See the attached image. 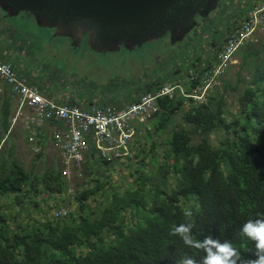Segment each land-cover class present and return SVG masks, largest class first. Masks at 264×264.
Instances as JSON below:
<instances>
[{
    "label": "trees",
    "instance_id": "obj_1",
    "mask_svg": "<svg viewBox=\"0 0 264 264\" xmlns=\"http://www.w3.org/2000/svg\"><path fill=\"white\" fill-rule=\"evenodd\" d=\"M263 44L259 50L251 42L241 49L245 60L254 61L256 72L237 98L234 120L226 118L229 111L219 92L202 103L179 93L160 98L149 124L136 126L132 147L143 156L133 173L135 181L118 186L107 174L112 161L91 153L77 168L83 179L78 175L76 187L71 185L77 204L66 216L50 218L40 210L45 222L18 219L23 210L29 214L30 204L23 199L32 201L41 192L40 184L46 189L44 205L51 196L65 204L72 193L60 170L27 173L1 148L0 264H176L186 256L202 262L207 254L203 249L169 235L173 224L184 223L185 210L193 214L196 240L230 241L243 258L256 259L255 243L241 235V228L264 218ZM163 83L146 85L144 94L158 92ZM223 86L232 88L226 81ZM4 129L7 134L8 126ZM213 134L220 137L218 144L212 142ZM159 147L164 148L161 162ZM150 166L154 171H147ZM3 200L19 211L5 212Z\"/></svg>",
    "mask_w": 264,
    "mask_h": 264
},
{
    "label": "rangeland",
    "instance_id": "obj_2",
    "mask_svg": "<svg viewBox=\"0 0 264 264\" xmlns=\"http://www.w3.org/2000/svg\"><path fill=\"white\" fill-rule=\"evenodd\" d=\"M256 2L264 3V0H222L215 13L200 22L198 28L179 44H172L171 37L161 38L157 42L140 45L135 50H108L111 52L107 54L88 47L68 48L70 40L54 38L51 30L39 26L31 15L21 13L17 16H7L0 9V60L15 65L20 73L23 70L30 71L31 73L28 72L26 76L29 82L37 83L36 85L40 86L46 96L61 105L77 103L87 108L86 110H91L95 106L126 108L140 100L146 85L154 84L159 80L167 85H175L178 80L186 79L188 70L198 69L208 62L212 65L229 34L235 14L242 8L249 7L250 3ZM250 42L259 50L264 43V28L256 32ZM253 63L251 58L245 60L240 49L235 54L230 70L212 90L213 93L219 92V95L224 96V110L229 111L226 118L231 121L239 112L240 105L237 98L240 97L244 87L251 84L256 72ZM223 81L228 82L235 89H226ZM142 123L148 125V118ZM17 134L18 138L8 139L5 142L3 151L5 153L10 151L27 173H36L40 176L52 170L63 172L64 161L55 156L52 149L40 148L37 151L39 153L34 152V154L31 152L33 150L28 151V147H23L24 137L20 133ZM219 138L217 134H213L211 140L214 144H218ZM134 140L119 158L108 162L114 166L107 171V174L113 182L118 183V186L135 181L136 176L133 173L136 172L143 154L132 147ZM143 144L144 140L137 143V146ZM157 151L158 160L161 162L164 148L159 147ZM147 152H150V148ZM77 168L80 167L71 166L68 175H63L69 182L68 192L72 193L65 204L51 196V200L44 205L43 197L47 195H41L46 189L40 184L37 188H40L41 192L31 196L32 201L30 197L23 199L24 204H30L29 214L27 215L23 210L18 219L24 223L30 218L33 221L45 222L46 218L44 214H40V210L43 213L49 212L48 217L54 218L56 207L57 210L65 208L73 212L77 204L75 180L78 175L83 179ZM103 170L106 171L107 168L104 167ZM147 171H154V167L150 166ZM2 202L5 212L12 211L15 215L20 209L11 205L10 201ZM91 203L93 201L89 202Z\"/></svg>",
    "mask_w": 264,
    "mask_h": 264
},
{
    "label": "built area",
    "instance_id": "obj_3",
    "mask_svg": "<svg viewBox=\"0 0 264 264\" xmlns=\"http://www.w3.org/2000/svg\"><path fill=\"white\" fill-rule=\"evenodd\" d=\"M264 28V5H259L244 14H237L225 43L215 62L208 68L188 71L186 79L175 85H166L157 93L143 95L140 100L126 108L95 106L85 110L78 105H61L41 91L38 85L19 75L13 66L0 60V99L9 96L18 102L17 115L13 126L24 119L25 130L43 126L47 122L63 124L56 127L53 140L56 148L64 155L63 175L67 176L71 166L80 167L86 157L97 151L102 158H119L130 146L137 134L136 126L142 124L159 111L158 100L179 93L197 102L207 101L212 90L232 67L235 54L253 39L256 32ZM191 90L187 91L186 86ZM40 147L34 152L39 153ZM41 149H43L41 147ZM58 215L65 216L61 211Z\"/></svg>",
    "mask_w": 264,
    "mask_h": 264
},
{
    "label": "water",
    "instance_id": "obj_4",
    "mask_svg": "<svg viewBox=\"0 0 264 264\" xmlns=\"http://www.w3.org/2000/svg\"><path fill=\"white\" fill-rule=\"evenodd\" d=\"M184 0H0V9L7 16H17L27 13L33 17L39 26L51 30V35L56 38H69L73 46L80 48L81 44L75 41L69 34L58 32L59 24L73 26L84 22L94 24L101 29L109 31L112 36H130L143 34L158 28L159 22L167 18L176 6ZM220 0H211V4L201 13V17L207 18L218 9ZM189 9L182 10L181 13ZM58 21L59 24H50V20ZM178 19V18H177ZM179 20V19H178ZM81 27V26H80ZM160 27V26H159ZM157 30V29H156ZM155 30V31H156ZM186 31L180 36L171 34L172 44L184 41ZM105 40L106 37H101ZM156 36L150 42L158 40ZM81 43V42H79ZM87 47L91 48L90 40Z\"/></svg>",
    "mask_w": 264,
    "mask_h": 264
},
{
    "label": "flooded vegetation",
    "instance_id": "obj_5",
    "mask_svg": "<svg viewBox=\"0 0 264 264\" xmlns=\"http://www.w3.org/2000/svg\"><path fill=\"white\" fill-rule=\"evenodd\" d=\"M221 2L222 0H220L218 7ZM210 4H211V0H184L179 6H176L174 10H171V13L168 15L167 18H164L162 21L159 22L158 28L154 29L153 27L150 33L146 32L144 33V35L132 34L130 36L117 37V36H112V34H110L109 31L107 32V30L101 29L100 27H97L94 24H89V22L86 24L84 22H81L73 26H65L59 24L58 21H55L53 19H51L49 22L50 24L53 25L59 24L58 32L69 34V36L67 37L73 38L75 44L77 43L81 44L79 49H85L88 46L87 41L90 40L91 50L94 51L98 50V52L107 54L108 52H111L108 50H117V51H122L124 49L135 50L138 48V46L140 45L142 46L143 44L149 43L150 41L148 40H152L156 36H159L160 37L159 39L161 38L170 39L171 34H173L174 36H180L181 33L190 30V32L187 34L188 36L189 34L192 33V31L198 28L200 22L206 19L201 17V13H203L206 10V8L210 6ZM188 7L189 9L186 12L181 13L182 10L187 9ZM213 13L215 12H212L210 16ZM56 31L57 30H51V32H56ZM101 37L103 38L106 37V38L104 40ZM159 39L156 40V42L159 41ZM65 40H70V39L66 38ZM69 44H68V48H70V46H73L71 40Z\"/></svg>",
    "mask_w": 264,
    "mask_h": 264
},
{
    "label": "clouds",
    "instance_id": "obj_6",
    "mask_svg": "<svg viewBox=\"0 0 264 264\" xmlns=\"http://www.w3.org/2000/svg\"><path fill=\"white\" fill-rule=\"evenodd\" d=\"M166 85V83L163 84V86ZM133 139H135V136ZM92 153L95 154V157L101 158V160L107 162L113 161L102 158L97 151H93ZM90 155L91 154H89L88 156ZM61 174L63 176L62 171ZM61 211H65L66 215L69 213V211L65 208L60 210L58 209L55 212L54 217H58V214ZM192 215L193 214L190 210H185L183 212V216L185 217L184 223L180 225L173 224L169 229V235L179 236L187 246L199 247L203 249L207 254L205 257L202 258V262H198L191 256H186L183 261H177L176 264H264V218L249 220L241 228V235L252 240L255 243L256 248L255 256L257 258L245 259L241 256L240 252L232 245L230 241L220 242L218 240H213L210 237L205 238V240L203 241L196 240L195 237L192 235V228L194 227V224L191 223L190 219L192 218Z\"/></svg>",
    "mask_w": 264,
    "mask_h": 264
},
{
    "label": "crops",
    "instance_id": "obj_7",
    "mask_svg": "<svg viewBox=\"0 0 264 264\" xmlns=\"http://www.w3.org/2000/svg\"><path fill=\"white\" fill-rule=\"evenodd\" d=\"M259 5H264V3H261V2L250 3L249 7L242 8L240 11H238L235 14V16L237 14H244L247 11H249V10L253 9L254 7L259 6ZM9 64H11V63H9ZM13 68L15 69L16 66L14 65ZM15 71L20 75H22V73H23L24 76H27L28 72H30L28 70H26V71L23 70V71H21L22 73H20L19 68H16ZM39 88H40V86H39ZM45 95H46V93H45ZM127 105H128V103H127ZM80 107L83 108V106H81V105H80ZM83 109H87V108H83ZM17 111H18V102L13 101L9 96H6V97L0 99V150H1V148H3L5 142L8 139L13 138L15 140L16 138H18L17 133H20L24 137L23 147H28V151L33 150L31 152L34 153L35 147H40V148L42 147L43 149L44 148L46 149L48 147L54 151L55 156H57L61 160H64V155L62 154V152L58 148H56L55 142L53 140V133H54L55 128L58 126H59V128H62L63 124L51 121V122H47L44 125V127L43 126L34 127V128H32L31 131L25 130L23 118H20L16 125L13 126V124H12V120L15 117V115H17ZM6 126H8V133L7 134L4 133V131H5L4 128Z\"/></svg>",
    "mask_w": 264,
    "mask_h": 264
}]
</instances>
